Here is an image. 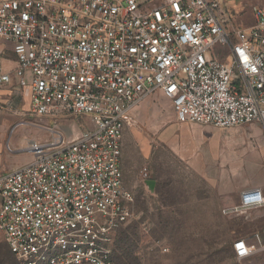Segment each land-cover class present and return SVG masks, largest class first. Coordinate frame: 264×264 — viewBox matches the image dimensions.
Returning a JSON list of instances; mask_svg holds the SVG:
<instances>
[{
    "label": "built area",
    "instance_id": "2783aa9c",
    "mask_svg": "<svg viewBox=\"0 0 264 264\" xmlns=\"http://www.w3.org/2000/svg\"><path fill=\"white\" fill-rule=\"evenodd\" d=\"M250 10L252 24L229 30L220 0H0V41L16 59L0 64V83L13 75L30 97L28 122L89 121L70 140L44 126L52 136L28 144L32 161L0 175V233L18 264H113L115 233L134 216L123 134L149 95L167 98L179 123L257 122L264 133V10ZM251 210L264 212L259 187L220 211ZM261 230L233 239L237 261L264 264Z\"/></svg>",
    "mask_w": 264,
    "mask_h": 264
},
{
    "label": "rangeland",
    "instance_id": "374dc122",
    "mask_svg": "<svg viewBox=\"0 0 264 264\" xmlns=\"http://www.w3.org/2000/svg\"><path fill=\"white\" fill-rule=\"evenodd\" d=\"M220 1L232 10L229 30L252 24V5L264 10V0ZM136 113V124L123 134L121 160L125 186L134 196V216L115 234L113 264H261L258 255L237 261L231 241L261 226L264 235V212L226 217L218 202L224 195L218 190L221 179L250 178L258 165L264 167L261 126L250 122L213 131L210 125L179 123L160 92L146 97ZM34 122L24 121L12 133L21 146L50 139L44 126L55 127L67 140L89 126L87 118L72 116L45 119L42 126ZM193 138L192 143L185 140ZM24 147H4L2 174L7 173V154L30 155ZM0 264H18L1 233Z\"/></svg>",
    "mask_w": 264,
    "mask_h": 264
},
{
    "label": "crops",
    "instance_id": "0c3cea01",
    "mask_svg": "<svg viewBox=\"0 0 264 264\" xmlns=\"http://www.w3.org/2000/svg\"><path fill=\"white\" fill-rule=\"evenodd\" d=\"M224 6L228 8L225 3ZM229 10L232 12L231 9ZM0 64H2L6 70H13L16 67L15 55L11 50V44L9 42L0 41ZM30 106V97L28 95L24 96L21 94L20 89L17 85V81L13 75L12 81L10 83H0V165L4 163L5 159L3 155V152L5 151L4 147L6 148L7 145H12L15 151H20L25 146H21V143L18 144L16 137L12 136V133L16 130L19 125L23 124L24 121H28V119L30 118ZM135 112H137V109ZM236 127L238 126H234L231 128L236 129ZM217 129L218 128H215L213 131ZM203 135V133L199 134L201 138ZM260 137L262 138L261 140L264 142L263 132ZM185 140L192 143V140H194V138L191 140ZM27 146L28 144L24 147V149H26ZM203 155L205 154L201 153V156ZM7 159L8 173L29 164L32 161L33 157L30 154L24 159L21 157H10V155L7 154ZM258 168L259 171L256 172L253 177L251 176L250 178H239L237 180L221 179V181L218 182V190L220 194L224 195L219 198V204L225 205L235 203L239 191L246 187H259L264 192V167L258 165ZM3 174L0 171V175Z\"/></svg>",
    "mask_w": 264,
    "mask_h": 264
},
{
    "label": "trees",
    "instance_id": "16d2710c",
    "mask_svg": "<svg viewBox=\"0 0 264 264\" xmlns=\"http://www.w3.org/2000/svg\"><path fill=\"white\" fill-rule=\"evenodd\" d=\"M116 234V233H115ZM116 246H115V236H114V241H113V246H112V251L114 252ZM13 256V255H12Z\"/></svg>",
    "mask_w": 264,
    "mask_h": 264
}]
</instances>
